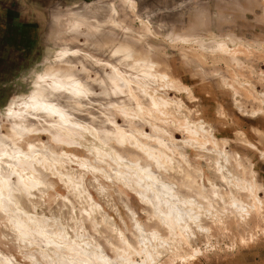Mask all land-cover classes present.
<instances>
[{
    "label": "rangeland",
    "instance_id": "rangeland-1",
    "mask_svg": "<svg viewBox=\"0 0 264 264\" xmlns=\"http://www.w3.org/2000/svg\"><path fill=\"white\" fill-rule=\"evenodd\" d=\"M52 70L74 80L60 91L93 90L96 135L16 140L18 104ZM112 82L114 105L99 98ZM0 135L47 153L17 203L60 247L0 212V264H59L72 247L107 264H264V0H0Z\"/></svg>",
    "mask_w": 264,
    "mask_h": 264
},
{
    "label": "bare ground",
    "instance_id": "bare-ground-1",
    "mask_svg": "<svg viewBox=\"0 0 264 264\" xmlns=\"http://www.w3.org/2000/svg\"><path fill=\"white\" fill-rule=\"evenodd\" d=\"M96 62V64L102 67L105 66L100 59H97ZM144 70L145 73L142 75V79L145 87H147L149 91V88L155 87V81L158 76L156 77L149 73L148 68H144ZM87 74L88 73H86V75ZM69 75V73L60 70L48 71L44 74L41 81L35 84L33 91L29 93L27 98L22 102L19 100V115L16 118V123H14L12 127L16 140L26 139L28 136L33 135H49L53 143L69 146L73 143L71 140L72 136L82 135L80 131L89 130L93 135H96L87 125L82 124L88 117V107L90 105V100L88 98L91 90H87L86 88L77 89L78 92L75 93L77 95L73 92L76 89L75 87V89L71 87V89L66 88L67 90L60 91L63 82H74ZM76 76H79V74L73 75V77ZM88 78L89 80H95L91 79L89 76ZM98 84L101 86L102 81ZM115 89V82H112V88L110 86L107 91L101 88L99 98L102 100L108 98L107 104L110 103L114 105L116 102L114 101ZM91 94H94L93 90ZM110 97L113 98L112 101ZM150 97L153 107L157 108L166 105V102H160L158 99H155L154 92H150ZM61 100H65V103H63V105H65V112H61V109L58 107L60 105H57ZM75 118H78L77 124H81V129L77 128L79 131L76 132L75 130L77 129L71 125ZM188 131L192 138H195L198 134V130L191 131L188 129ZM121 139L123 140V137H121ZM16 140L0 135V212L8 217L10 220L9 222L14 225L21 239H29L31 242H38V245L42 248L52 245L59 250L60 247L57 246L58 244L56 245L50 240L51 238L44 235L40 230L41 228L39 229L37 221H32L33 218L28 217V215L26 216V213L17 203L20 196L24 195L25 197L31 198L32 195L36 193V190L39 189L41 181L38 179V169L46 166V161L44 160L45 156L43 155L47 153L44 154L42 150L37 149L35 146L36 144H28L27 149L22 150L17 146ZM148 153L149 152H146L147 156L149 158L153 157L157 164H159L158 162L161 161L162 156H164L162 153L156 156H152ZM95 154L102 158L105 155L100 148L95 150ZM140 178L149 181L150 185L151 183H155L154 178H152L148 172H144V175H141ZM143 193L144 192H142V194ZM153 205L157 212H159V204L154 202ZM163 217L161 221L168 225L170 229H176L178 223L182 219L180 215L175 214L171 209L165 212V216ZM59 236L60 235H58V237ZM70 251L71 260L66 261L64 259H59V264H107L104 259L102 260V256L100 255L95 254V256L93 255L90 257L85 253L86 251L80 252V250L75 247L70 248Z\"/></svg>",
    "mask_w": 264,
    "mask_h": 264
}]
</instances>
